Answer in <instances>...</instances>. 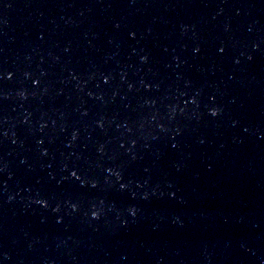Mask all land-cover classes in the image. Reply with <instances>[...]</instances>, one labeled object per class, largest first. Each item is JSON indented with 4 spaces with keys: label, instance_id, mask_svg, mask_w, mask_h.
<instances>
[{
    "label": "water",
    "instance_id": "95a60500",
    "mask_svg": "<svg viewBox=\"0 0 264 264\" xmlns=\"http://www.w3.org/2000/svg\"><path fill=\"white\" fill-rule=\"evenodd\" d=\"M0 264H264V0H0Z\"/></svg>",
    "mask_w": 264,
    "mask_h": 264
},
{
    "label": "snow or ice",
    "instance_id": "6c2138e0",
    "mask_svg": "<svg viewBox=\"0 0 264 264\" xmlns=\"http://www.w3.org/2000/svg\"><path fill=\"white\" fill-rule=\"evenodd\" d=\"M133 35H134V34H133ZM197 51H199V49H197ZM220 51L223 52L224 49L221 48ZM215 114H216V113H213V115H215ZM72 176H74V177L76 176V172H75V171L72 172ZM122 187H123V185H122ZM39 203H41V204H45V205H46L47 202L44 201V200H41V201H39ZM75 207H76V205H73V208H74V209H75ZM92 214H93V216L96 215L95 212H93ZM132 214L135 215V210H132Z\"/></svg>",
    "mask_w": 264,
    "mask_h": 264
}]
</instances>
